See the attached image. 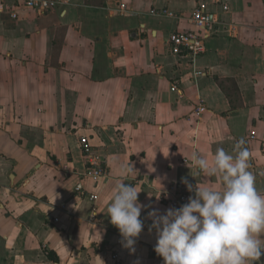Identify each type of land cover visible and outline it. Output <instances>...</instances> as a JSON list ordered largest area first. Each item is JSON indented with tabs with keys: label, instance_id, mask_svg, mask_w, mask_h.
I'll list each match as a JSON object with an SVG mask.
<instances>
[{
	"label": "crops",
	"instance_id": "obj_1",
	"mask_svg": "<svg viewBox=\"0 0 264 264\" xmlns=\"http://www.w3.org/2000/svg\"><path fill=\"white\" fill-rule=\"evenodd\" d=\"M200 3L219 24L204 53L176 57L168 38L195 30ZM200 103L207 112L193 123ZM81 137L102 154V183L84 178ZM241 137L264 195V0H67L46 15L0 0V264H116L113 253L120 264H164L148 211L172 208L160 193L176 181L219 188L191 153L235 154ZM118 179L148 206L135 253L116 245L107 216Z\"/></svg>",
	"mask_w": 264,
	"mask_h": 264
},
{
	"label": "clouds",
	"instance_id": "obj_2",
	"mask_svg": "<svg viewBox=\"0 0 264 264\" xmlns=\"http://www.w3.org/2000/svg\"><path fill=\"white\" fill-rule=\"evenodd\" d=\"M241 137L231 154L217 148L211 161L197 151L191 153V165L202 175L213 176L220 187L193 186L183 179L190 196L179 208L163 213L152 208L149 232H155V253L164 264H255L264 255V195L256 187L249 170L250 151ZM188 165V162H187ZM134 167L121 169L134 173ZM134 184L115 182L107 207L110 223L119 230L121 244L131 253L145 227Z\"/></svg>",
	"mask_w": 264,
	"mask_h": 264
},
{
	"label": "built area",
	"instance_id": "obj_3",
	"mask_svg": "<svg viewBox=\"0 0 264 264\" xmlns=\"http://www.w3.org/2000/svg\"><path fill=\"white\" fill-rule=\"evenodd\" d=\"M64 4H67V0H16L17 8L32 10L39 13L40 15L49 14L57 7L61 5L63 6ZM223 10L228 11V7L224 6ZM122 11L129 12L128 8L124 6L122 7ZM150 14L157 17H174V15L169 13V11L166 9H154L150 12ZM12 17H17L16 12L12 13ZM190 21L193 24L195 30L173 33L168 38V45L171 48L173 55L176 57L183 56L190 59H195L204 53L206 51V33L214 30L219 24V19L212 12L210 6L207 3H200L194 9ZM195 75L196 77H202L205 75V72L198 71ZM171 91L177 93L182 98L183 94L180 90L178 80L173 83ZM206 112V106L203 103H200V105L192 112L189 120L193 121V123H199ZM251 135L255 136V133L252 132ZM80 147L86 163L84 178L91 180L95 184H99L107 180L108 169L105 166L101 152L94 146L91 139L89 137H81ZM187 162L189 164L187 159L183 160V163L187 164ZM84 190L85 188L82 183L77 185V192L84 194ZM168 195L171 196L170 199H168L169 205L172 208H179L183 204L187 203L189 197L194 194L188 191L186 185L182 181H176L169 185L166 191L160 193L162 199H165ZM89 198L91 201H97L98 196L91 194ZM54 221L59 222L58 219H55ZM121 240L122 237L120 236L116 243L117 246L122 245ZM112 258L116 264H120L121 260L116 253H113Z\"/></svg>",
	"mask_w": 264,
	"mask_h": 264
}]
</instances>
